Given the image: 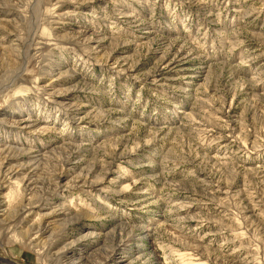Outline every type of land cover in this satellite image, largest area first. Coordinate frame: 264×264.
Returning <instances> with one entry per match:
<instances>
[{
    "label": "rangeland",
    "instance_id": "1",
    "mask_svg": "<svg viewBox=\"0 0 264 264\" xmlns=\"http://www.w3.org/2000/svg\"><path fill=\"white\" fill-rule=\"evenodd\" d=\"M1 151L8 264H264V0H0Z\"/></svg>",
    "mask_w": 264,
    "mask_h": 264
},
{
    "label": "bare ground",
    "instance_id": "2",
    "mask_svg": "<svg viewBox=\"0 0 264 264\" xmlns=\"http://www.w3.org/2000/svg\"><path fill=\"white\" fill-rule=\"evenodd\" d=\"M10 36V34H8ZM8 38V37H7ZM2 157V151L0 152V158ZM2 161V160H0ZM6 168V165H5V162L4 163H0V189L2 187V185L4 184H8L10 183L11 184V181L13 180V178L15 177L14 173H12L10 170H7L5 169ZM25 185V187H24ZM12 186V185H10ZM24 188V189H23ZM28 185L25 184V181L22 182V186L20 188H18L17 190H15V188H12L10 191H11V199L9 198V202L8 204H5V203H2L0 204V214L1 216H7V215H10L12 214L13 212H18V211H22L23 208V202L20 201L19 205L15 206L14 207V199L15 197L17 196V194H19V191L22 189L24 192H26L25 190L28 189ZM27 201V200H26ZM29 201V200H28ZM22 205V206H21ZM29 206H31V204H29ZM45 218V217H44ZM43 218V220H45ZM39 231V226L37 228V231ZM17 237V236H16ZM22 238H19L17 237V240L18 241H21ZM24 239V238H23ZM25 241V240H24ZM34 242L33 241H30V245L33 244ZM9 262H7V260H3L0 258V264H8ZM71 264H74L73 262Z\"/></svg>",
    "mask_w": 264,
    "mask_h": 264
}]
</instances>
